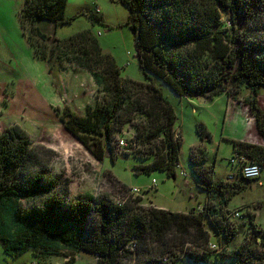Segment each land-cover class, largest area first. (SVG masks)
Masks as SVG:
<instances>
[{
	"label": "trees",
	"instance_id": "1",
	"mask_svg": "<svg viewBox=\"0 0 264 264\" xmlns=\"http://www.w3.org/2000/svg\"><path fill=\"white\" fill-rule=\"evenodd\" d=\"M120 2L129 10L128 25L145 81L122 77L114 57L104 52L91 29L54 37L51 43L40 24H70L75 16L65 14L68 0H26L18 11L36 59H54L91 72L96 101L87 105L85 114L67 111L61 119L96 159H103L104 149L112 151L115 134L131 122L136 134L129 146L147 153V158L138 159L151 160L137 172L160 170L176 177L182 137L176 134L178 116L162 91L164 85L185 99L218 96L231 92L232 86L248 88L253 95L247 100L249 108L264 141V109L258 99L264 89V0ZM88 17L101 21L95 14ZM27 140L17 127L0 133V246L7 255L30 252L37 260L66 250L69 264L80 252L96 256L93 264H175L184 256L206 262L209 255H221L235 264H264V231L253 221L252 233L258 236L229 251L239 225L228 205L244 185L241 180H215V166L206 163L201 147L193 148L190 161L206 200L188 211H172L145 206L142 196L124 201L71 198L57 175L28 166ZM232 143L233 157L264 168V142ZM212 237L221 238V252L210 248ZM132 242L135 248H130Z\"/></svg>",
	"mask_w": 264,
	"mask_h": 264
},
{
	"label": "rangeland",
	"instance_id": "2",
	"mask_svg": "<svg viewBox=\"0 0 264 264\" xmlns=\"http://www.w3.org/2000/svg\"><path fill=\"white\" fill-rule=\"evenodd\" d=\"M25 3L26 0H0V133L14 127L25 132L28 136V166L37 172L45 170L57 175L69 197L104 196L113 201H124L136 197L131 190L136 187L142 190L145 206L188 211L199 207L206 198V193L197 187V179L192 171L190 153L194 147H201L202 152L207 149L204 154L206 163L215 166V180L227 181L228 174L232 172L230 159L234 152L232 141L226 139L225 135L244 131L242 125H246L248 140L257 144L263 142L247 101L253 97L248 88L232 86L231 92L218 96L185 99L164 85L162 91L178 116L176 134L182 137L176 177L160 170L138 173L137 168L148 165L151 160L138 159L147 158V153L137 145L134 147L130 144L127 152L120 155L106 148L103 159H96L68 131L61 119L67 111L83 115L87 105L94 104L97 86L92 74L78 66L71 68L69 74L63 68L58 73L62 63L54 59L41 61L34 57L18 18V11ZM97 6L101 8L98 14ZM89 13L97 15L101 21L92 22ZM65 14L68 17L75 16L70 24L55 28L53 24H40L50 35L51 43L55 42L54 37L64 39L91 29L98 36L104 52L114 57L122 77L145 81L138 65L126 5L120 0H68ZM224 20H229L228 14L224 15ZM70 84L76 92L75 95H69L68 102L67 87ZM258 99L264 109V89H261ZM80 105L84 106L83 111L79 110ZM241 119H244L245 124ZM133 121L138 123L137 118ZM201 132L206 136L205 139ZM135 134L134 124L128 122L115 134L114 141L122 138L128 141ZM183 170L186 177L180 174ZM18 179L20 183L24 181L23 176ZM153 180L156 181L155 186L149 189ZM241 183L245 184V181L241 180ZM23 203L28 206L30 202L23 199ZM228 207L233 213L238 210L241 214L240 217H234L239 231L229 243L228 249L231 251L244 239L258 236L252 233L254 226L251 221L264 231V168L261 177L240 190ZM70 260L66 250L36 260L30 252L11 257L0 246V264H69ZM95 261L96 256L80 252L70 264H93ZM175 264H235V260L224 259L221 255H209L206 262H194L184 256Z\"/></svg>",
	"mask_w": 264,
	"mask_h": 264
},
{
	"label": "built area",
	"instance_id": "3",
	"mask_svg": "<svg viewBox=\"0 0 264 264\" xmlns=\"http://www.w3.org/2000/svg\"><path fill=\"white\" fill-rule=\"evenodd\" d=\"M100 12V8L97 7L96 13L98 14ZM129 147V142L125 141L123 138L119 139L118 141H115L112 147V151L116 155H120L122 153H126ZM230 164L232 165V168H234V172L229 174L228 181L233 182L237 180H257L260 178L262 173V167L257 163H250L245 162L244 160H241L238 157H232L230 159ZM179 167V165H178ZM156 181L153 180V185L155 186ZM135 196H142V190L140 188L134 187L131 189ZM234 217H240L241 214L239 211H235L231 215ZM221 238L218 241H212L209 246L212 250L215 252H221L224 247L221 245ZM130 248H135L136 243L132 242L130 245ZM128 246V247H129ZM167 259L164 258V261Z\"/></svg>",
	"mask_w": 264,
	"mask_h": 264
},
{
	"label": "crops",
	"instance_id": "4",
	"mask_svg": "<svg viewBox=\"0 0 264 264\" xmlns=\"http://www.w3.org/2000/svg\"><path fill=\"white\" fill-rule=\"evenodd\" d=\"M98 8H100L99 6H97ZM100 12H101V8H100ZM54 28H55V26H54ZM57 65V64H56ZM72 65H70V64H60L59 65V72L58 73H60L61 72V70H63L64 69V71H67V74H69V71H72L71 70V68H73V69H75L76 67H71ZM63 68V69H62ZM68 88H69V90H68ZM71 88H73L72 90H71ZM67 90L69 91L68 93H67V95L69 96H71V95H75V92H76V89L74 88V86L72 87L71 86V84L70 85H68V87H67ZM70 96L69 97H67L68 99V102H70ZM91 102V101H90ZM88 103V102H87ZM86 103V104H87ZM68 105H69V103H67ZM77 106V105H76ZM53 107V106H52ZM83 105H80L78 108H79V110H81V111H83L84 109H83ZM241 122L243 123V124H245V122H244V119H241ZM241 126V125H240ZM243 126V128H244V131L243 130H241L240 132H235V133H231V134H226L225 136V138L226 139H230L231 141L232 140H241V141H249L248 140V136H247V133H248V127L246 126V125H242ZM251 142V141H250ZM264 142V141H263ZM263 142H261V144H263ZM207 151V149H205V150H203V152H201V156L202 157H205V152ZM233 157V156H232ZM232 159V158H231ZM263 170V169H262ZM232 172H234V168H232ZM232 172H230L229 174H231ZM182 176H184V177H186L187 176V174H186V172L183 170V171H181V173H180ZM229 174H228V176H229ZM228 176H227V178H226V180L228 181ZM261 177V176H260ZM175 178V177H174ZM186 183L187 184H190V182L189 181H186ZM197 185V184H196ZM253 187H256L255 185H252ZM154 187V185H152V186H150L149 187V189H152ZM244 188H245V186H244ZM202 191V190H201ZM204 192V191H203ZM206 193V192H205ZM205 200H206V198H205ZM205 202V201H204ZM155 206V205H154ZM157 207H160V206H157ZM160 208H164V207H160ZM229 208V207H228ZM164 209H166V208H164ZM236 211H238V210H236Z\"/></svg>",
	"mask_w": 264,
	"mask_h": 264
},
{
	"label": "flooded vegetation",
	"instance_id": "5",
	"mask_svg": "<svg viewBox=\"0 0 264 264\" xmlns=\"http://www.w3.org/2000/svg\"><path fill=\"white\" fill-rule=\"evenodd\" d=\"M245 181V184H244V186L246 187V186H249V185H251L252 183H253V180H244Z\"/></svg>",
	"mask_w": 264,
	"mask_h": 264
}]
</instances>
